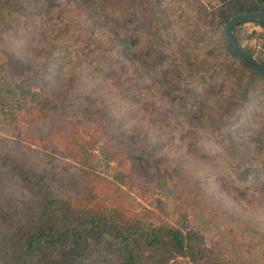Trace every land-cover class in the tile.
<instances>
[{"label":"trees","instance_id":"obj_1","mask_svg":"<svg viewBox=\"0 0 264 264\" xmlns=\"http://www.w3.org/2000/svg\"><path fill=\"white\" fill-rule=\"evenodd\" d=\"M256 11L264 0H0V264H264V230L174 156L210 146L220 189L264 210V75L226 36ZM244 24L233 34L264 67ZM122 186L162 191L167 219L192 194L241 257L212 259L200 230L137 211Z\"/></svg>","mask_w":264,"mask_h":264},{"label":"rangeland","instance_id":"obj_2","mask_svg":"<svg viewBox=\"0 0 264 264\" xmlns=\"http://www.w3.org/2000/svg\"><path fill=\"white\" fill-rule=\"evenodd\" d=\"M243 29V28H240ZM238 30V36L239 33H241V30ZM242 40V39H241ZM243 42V41H242ZM245 48H249L255 52H260L262 51L261 48H258V44L255 46H250L249 44L243 45ZM25 53L29 56H34L33 51H26ZM7 111L9 113L15 112L16 113V105L14 102H10L7 106ZM0 135L7 136L6 134H3L0 132ZM200 147L197 148L196 151H194L193 154L191 153H184L182 150L174 152L175 158L178 160H181L183 158V154L185 156L190 157L195 163L200 164L203 163L207 167H204L208 169L209 171H212L213 174L210 177L209 180H205L202 184L201 187L203 191L205 192V195L209 197L212 201H214L215 204L219 205L223 209L231 212L237 217H242L245 219L250 225L254 227H259L260 229L264 230V210L259 209L256 207H251V205L248 203L247 199L245 198H234L233 196L229 195L226 191L223 192V190L220 189V181L216 180V172L218 173L221 171L220 167H218L215 164H210V161L206 158L202 157V153H209L212 154L213 151H210V146L207 145V149L202 152V148H204V145L199 143ZM114 165V163H112ZM100 170L105 169L104 162H102ZM207 179V178H206ZM188 180V179H187ZM5 182V179L0 175V186ZM122 188L130 195L132 196L135 200H137L142 207H138L137 211H140L143 207L150 209L155 215L160 219L167 220L168 222H173L176 223V225L181 224L187 229L192 228V229H198L201 231L203 238L205 240V245L206 248L208 249V255L218 261H224L225 259L227 260H232L233 258L236 257H241L239 251L237 249H234V252H231L233 249L232 248H225L223 245L218 244V236L217 233H209L207 230L210 228V225L205 228L203 224V218L207 217V214L202 212L201 210V204L195 199V197L190 194L189 197L186 198L184 203L175 209L174 203L172 202V206L169 209V211H173V218L172 219H167L163 212H160L157 205V199L160 198L162 202H165V196L163 195L162 191L159 190H154L152 187H138L133 189L132 191H128L127 187L122 186ZM168 212V209H167ZM226 260V261H227ZM224 261V262H226ZM181 264H192L191 261L189 260H181Z\"/></svg>","mask_w":264,"mask_h":264},{"label":"water","instance_id":"obj_3","mask_svg":"<svg viewBox=\"0 0 264 264\" xmlns=\"http://www.w3.org/2000/svg\"><path fill=\"white\" fill-rule=\"evenodd\" d=\"M250 22H264V12L256 11L245 14H240L232 17L226 24V36L229 47L239 55L246 63L252 66L257 72L264 75V67L260 62L248 52H246L238 43L237 39L233 34V28L239 24L250 23Z\"/></svg>","mask_w":264,"mask_h":264},{"label":"crops","instance_id":"obj_4","mask_svg":"<svg viewBox=\"0 0 264 264\" xmlns=\"http://www.w3.org/2000/svg\"><path fill=\"white\" fill-rule=\"evenodd\" d=\"M205 1L216 3V0H205ZM242 28L243 29H240L242 32L239 33L240 36H238L241 44L242 45L249 44L250 46H255L256 44H258L259 45L258 48L264 50V26L258 23H247L244 24Z\"/></svg>","mask_w":264,"mask_h":264},{"label":"built area","instance_id":"obj_5","mask_svg":"<svg viewBox=\"0 0 264 264\" xmlns=\"http://www.w3.org/2000/svg\"><path fill=\"white\" fill-rule=\"evenodd\" d=\"M263 52H264V50H263Z\"/></svg>","mask_w":264,"mask_h":264}]
</instances>
